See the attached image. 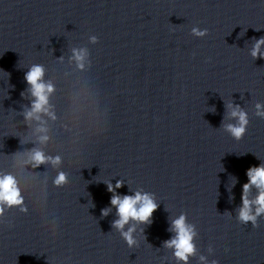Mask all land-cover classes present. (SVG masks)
I'll return each mask as SVG.
<instances>
[{"label":"clouds","instance_id":"1","mask_svg":"<svg viewBox=\"0 0 264 264\" xmlns=\"http://www.w3.org/2000/svg\"><path fill=\"white\" fill-rule=\"evenodd\" d=\"M193 36L203 38L208 35V29H200L199 27H193L191 29ZM90 42L97 43L98 37L91 36ZM264 46V36L255 39L250 54L253 59H264V52H261V47ZM72 59L77 62L79 68L84 67V61L88 56L87 49H72ZM62 59V58H61ZM44 68L42 65H33L29 71L25 74V80L30 85L32 105L30 110L25 111V118L27 120L40 119V113H45L55 119L53 113L49 111L48 98L49 95L55 90L51 82L45 83L43 81ZM231 111L229 117L234 119L236 123L223 124V128L232 137L239 140L241 139L248 126V116L239 105H229ZM256 115L264 118V105H256ZM212 111H215L213 108ZM40 131H46L41 128ZM48 137L41 136V142L47 141ZM31 161L34 167H39L45 163H52L53 166L61 163L59 156L51 157L45 156L41 150H33L31 153ZM248 182L243 185V191L241 196V206L237 210L236 219L241 225L251 224L253 228L259 227L258 218L264 216V165L258 167H250L247 170ZM67 183V174L59 172L54 184L58 187ZM107 191L111 193L110 207H106L101 210L102 216H107L112 208L116 209L117 219L112 222V227L120 232L121 237L127 243L129 247H133L137 244V241L133 237V233L136 230L135 224L131 225L127 231L124 230L125 225H128L130 221H135L141 224H148L151 222L153 213L157 210L158 204L155 202V198L151 193H144L142 191H136L133 195H121L118 193V189L124 186V181L117 180L115 184L110 181L106 182ZM255 186L258 190V195L250 200L248 193L250 189ZM231 199V197H230ZM23 197L20 189L17 185L15 178L12 175H4L0 177V216H3L6 208L20 207L22 212H27V208L23 207ZM231 217V213H227ZM186 215L181 214L178 218L172 221L170 231L175 233V236L169 240L164 241V247L174 249V256L178 261H183L184 264H188L190 256L195 255V245L193 239L196 236V231L193 225L186 223ZM210 252L213 250L210 248ZM202 262H206L204 256L200 257ZM211 264H218V261L213 259Z\"/></svg>","mask_w":264,"mask_h":264}]
</instances>
